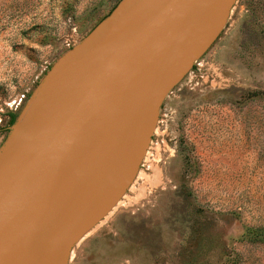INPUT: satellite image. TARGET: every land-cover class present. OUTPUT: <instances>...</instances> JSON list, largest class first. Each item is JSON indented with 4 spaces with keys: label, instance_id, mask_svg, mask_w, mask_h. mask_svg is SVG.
Here are the masks:
<instances>
[{
    "label": "rangeland",
    "instance_id": "obj_1",
    "mask_svg": "<svg viewBox=\"0 0 264 264\" xmlns=\"http://www.w3.org/2000/svg\"><path fill=\"white\" fill-rule=\"evenodd\" d=\"M121 0H0V150ZM68 264H264V0H237L165 97L140 169Z\"/></svg>",
    "mask_w": 264,
    "mask_h": 264
},
{
    "label": "water",
    "instance_id": "obj_2",
    "mask_svg": "<svg viewBox=\"0 0 264 264\" xmlns=\"http://www.w3.org/2000/svg\"><path fill=\"white\" fill-rule=\"evenodd\" d=\"M236 1L121 0L53 67L0 150V264L69 263Z\"/></svg>",
    "mask_w": 264,
    "mask_h": 264
},
{
    "label": "trees",
    "instance_id": "obj_3",
    "mask_svg": "<svg viewBox=\"0 0 264 264\" xmlns=\"http://www.w3.org/2000/svg\"><path fill=\"white\" fill-rule=\"evenodd\" d=\"M16 121V115L13 113L9 114V124L12 125Z\"/></svg>",
    "mask_w": 264,
    "mask_h": 264
},
{
    "label": "bare ground",
    "instance_id": "obj_4",
    "mask_svg": "<svg viewBox=\"0 0 264 264\" xmlns=\"http://www.w3.org/2000/svg\"><path fill=\"white\" fill-rule=\"evenodd\" d=\"M87 234V233H86Z\"/></svg>",
    "mask_w": 264,
    "mask_h": 264
}]
</instances>
